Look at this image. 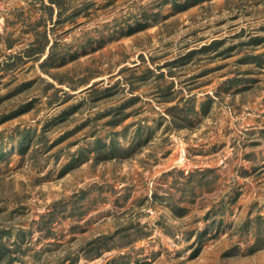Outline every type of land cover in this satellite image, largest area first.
I'll return each mask as SVG.
<instances>
[{"label": "rangeland", "instance_id": "374dc122", "mask_svg": "<svg viewBox=\"0 0 264 264\" xmlns=\"http://www.w3.org/2000/svg\"><path fill=\"white\" fill-rule=\"evenodd\" d=\"M0 264H264V0H0Z\"/></svg>", "mask_w": 264, "mask_h": 264}, {"label": "trees", "instance_id": "16d2710c", "mask_svg": "<svg viewBox=\"0 0 264 264\" xmlns=\"http://www.w3.org/2000/svg\"><path fill=\"white\" fill-rule=\"evenodd\" d=\"M11 258H12V257H9L8 260L11 261V260H10Z\"/></svg>", "mask_w": 264, "mask_h": 264}]
</instances>
